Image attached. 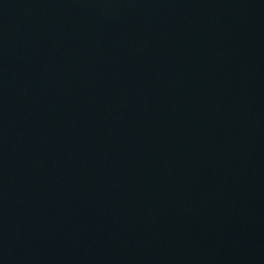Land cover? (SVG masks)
<instances>
[{"label": "water", "instance_id": "1", "mask_svg": "<svg viewBox=\"0 0 264 264\" xmlns=\"http://www.w3.org/2000/svg\"><path fill=\"white\" fill-rule=\"evenodd\" d=\"M0 264H264V0H0Z\"/></svg>", "mask_w": 264, "mask_h": 264}]
</instances>
